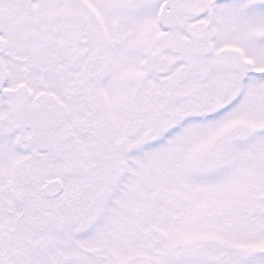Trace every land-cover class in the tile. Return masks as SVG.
Wrapping results in <instances>:
<instances>
[{
    "label": "snow or ice",
    "instance_id": "snow-or-ice-1",
    "mask_svg": "<svg viewBox=\"0 0 264 264\" xmlns=\"http://www.w3.org/2000/svg\"><path fill=\"white\" fill-rule=\"evenodd\" d=\"M0 264H264V0H0Z\"/></svg>",
    "mask_w": 264,
    "mask_h": 264
}]
</instances>
